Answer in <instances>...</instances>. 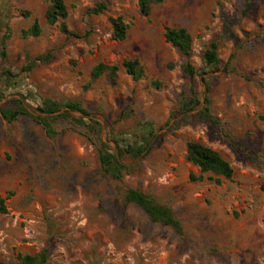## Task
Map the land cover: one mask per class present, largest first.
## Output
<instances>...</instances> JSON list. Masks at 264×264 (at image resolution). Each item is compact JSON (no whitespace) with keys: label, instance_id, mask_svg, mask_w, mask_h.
<instances>
[{"label":"rangeland","instance_id":"1","mask_svg":"<svg viewBox=\"0 0 264 264\" xmlns=\"http://www.w3.org/2000/svg\"><path fill=\"white\" fill-rule=\"evenodd\" d=\"M98 1L64 0L69 29L87 34L74 38L47 22L46 0H0V106L20 98L37 113L45 99L79 101L94 120L83 119L86 128L99 124L95 139L116 150L152 130L151 147L122 157L132 166L117 181L73 121L78 112L53 120L55 136L30 115L9 122L0 113V264L45 248L47 264H264V0H163L147 15L137 0H104L106 11L89 15ZM115 17L127 25L123 39L113 38ZM35 19L39 35H23ZM168 27L191 34L188 57L166 41ZM211 40L220 64L208 73L210 107L236 147L203 121L175 122L180 98L204 90L183 64L200 70ZM39 55L48 59L28 70L27 56ZM129 59L141 78L126 73ZM100 63L118 66L114 81L93 75ZM189 141L219 151L232 177L201 173L186 159ZM127 187L170 207L183 234L124 204Z\"/></svg>","mask_w":264,"mask_h":264},{"label":"trees","instance_id":"2","mask_svg":"<svg viewBox=\"0 0 264 264\" xmlns=\"http://www.w3.org/2000/svg\"><path fill=\"white\" fill-rule=\"evenodd\" d=\"M162 1L163 0H137V3L141 13L147 15L152 4H158ZM46 2L48 3V6L45 12V17L48 23H58L60 31L66 36L74 38L87 36V34L81 35L69 29L66 23L68 10L64 0H46ZM106 9L107 2L100 0L87 9V13L89 15H97L105 12ZM110 22L113 27V38L123 39L126 34L127 25L123 22L122 18H111ZM6 31L9 33L8 27H6ZM39 33L40 24L37 19L33 21L28 29L23 31V35L25 36H37ZM230 35L232 34L230 33ZM8 36L9 34L5 33L1 40L2 56L6 55L5 47ZM164 36L166 41L177 48L184 56L188 57L190 55L192 36L187 29L183 27H168L165 30ZM217 50L218 42L216 40H211L202 54L203 67L200 70L196 69L188 60L183 64V72L190 80H193L195 76L201 77L204 90L203 92L197 93L191 88L188 96H182L180 98L179 106L175 114L179 117L175 122L203 121L213 128V130H217V132H215L216 135L226 137L227 140L236 147L233 139L218 130L220 129V121L213 115L210 107L211 101L209 92L212 76L208 73L210 70L218 69V65L220 64ZM46 59H48V56L45 55L35 56L34 58L27 56L28 63L26 67L30 70L38 61H45ZM122 66L126 73L131 75L134 79H139L143 76V68L136 59L124 60ZM118 69L117 65H105L100 63L95 67L93 75L97 76L106 72L109 75V78L114 81ZM5 75L6 78L9 79L13 74L8 72ZM62 108L64 111L58 114L59 110ZM36 111L37 113L32 112L27 107L24 100L20 98L10 99L8 104L0 106V113L5 120L11 122L22 115H30L42 125L49 136L56 135V130L52 125L53 120H56L58 117H70V112H78L81 114V117L74 118L73 121L78 125H84L83 127H85V129L83 130V133L91 142H93V144H95L100 167L103 173L117 181H122L123 176L128 173L132 166V164L123 162L121 158L128 156L130 159H137L151 147L152 138H150L149 135L152 133V130H148L146 131L148 133L145 134L144 132L142 134V141L134 139L133 142L127 143L125 147L118 145L116 150H113L109 142L101 139V137L97 136L95 139L90 133L97 132L99 124L94 122L91 126H87L86 128L83 119L87 118L89 121L94 120L91 118L90 112L79 101L66 100L63 102H57L45 99L43 100L42 105L36 108ZM261 119L264 121V115L261 116ZM186 159L196 165L201 173L210 172L225 178H231L234 172L233 167L219 151L198 141L187 142ZM122 193L123 203L139 207L152 223H159L163 226L169 227L178 235L183 234L182 225L170 207L158 202L155 198L146 195L136 188L127 187ZM4 201L5 199L0 197V213H5L7 211ZM47 261L48 252L45 248L34 254H19L18 262L16 264H47Z\"/></svg>","mask_w":264,"mask_h":264}]
</instances>
